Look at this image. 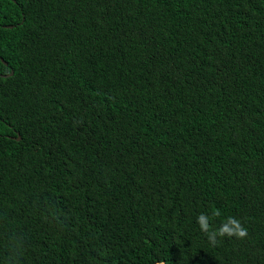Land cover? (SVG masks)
Returning <instances> with one entry per match:
<instances>
[{"label":"trees","instance_id":"16d2710c","mask_svg":"<svg viewBox=\"0 0 264 264\" xmlns=\"http://www.w3.org/2000/svg\"><path fill=\"white\" fill-rule=\"evenodd\" d=\"M0 59V264H264V0H0Z\"/></svg>","mask_w":264,"mask_h":264},{"label":"clouds","instance_id":"9594fccd","mask_svg":"<svg viewBox=\"0 0 264 264\" xmlns=\"http://www.w3.org/2000/svg\"><path fill=\"white\" fill-rule=\"evenodd\" d=\"M219 209L212 211L211 215L200 213L196 218V223L202 233L207 236L209 243L217 245L223 238L244 239L248 235L247 228L238 218L228 216L225 221L217 228H213L210 223L216 217H220Z\"/></svg>","mask_w":264,"mask_h":264},{"label":"water","instance_id":"95a60500","mask_svg":"<svg viewBox=\"0 0 264 264\" xmlns=\"http://www.w3.org/2000/svg\"><path fill=\"white\" fill-rule=\"evenodd\" d=\"M4 28H9V29H11V28H13V26H7V27H4ZM0 61L2 62V64H4V65L6 66V63H5L2 59H0ZM11 75H12V71H10V73H9V76H11ZM0 77H6V76H2V75H0ZM16 140H19V136L17 137Z\"/></svg>","mask_w":264,"mask_h":264}]
</instances>
